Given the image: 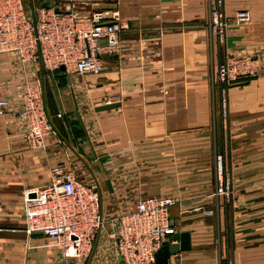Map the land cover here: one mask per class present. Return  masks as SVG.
Returning <instances> with one entry per match:
<instances>
[{
	"label": "crops",
	"instance_id": "crops-1",
	"mask_svg": "<svg viewBox=\"0 0 264 264\" xmlns=\"http://www.w3.org/2000/svg\"><path fill=\"white\" fill-rule=\"evenodd\" d=\"M23 1L32 18V7L116 11L124 27L96 74L0 51V100L8 101L0 106V264H118L104 228L88 258L25 232L23 198L49 182L58 162L98 188L107 219L146 194L175 198L171 222L189 232L190 247L170 254L171 264H264V0H224L227 16L246 10L249 19L230 23L222 40L208 28L210 0ZM242 54L258 55L261 70L228 87L223 115L216 68ZM28 82L39 83L52 126L36 148L16 116ZM108 102L117 105L95 109ZM216 153L229 199L210 195Z\"/></svg>",
	"mask_w": 264,
	"mask_h": 264
},
{
	"label": "built area",
	"instance_id": "built-area-1",
	"mask_svg": "<svg viewBox=\"0 0 264 264\" xmlns=\"http://www.w3.org/2000/svg\"><path fill=\"white\" fill-rule=\"evenodd\" d=\"M248 19L246 10H237L229 17L224 0H210L208 28L219 40L230 23ZM123 27L116 11L78 14L54 6L36 7L32 18L23 0H0V51L16 52L22 61L39 57L47 68L63 66L69 74L101 72L106 67L104 56L115 54L120 48L119 32ZM260 70L258 55H226L218 63L214 82L223 115L227 113L228 87L257 76ZM7 104L6 99L0 100V106ZM16 116L25 127L29 146H42L52 126L38 82L27 83ZM231 193L223 155L216 153L210 195L229 199ZM175 203L172 196L146 194L107 219L102 213L98 188L81 182L72 168L58 162L50 170L49 182L34 195L23 198L24 230L27 234L38 232L55 238L64 256L79 257L90 252L98 232L109 222V248L118 264H171L168 260L156 262L155 254L176 231L170 218V207ZM194 208L208 214L214 211V207L204 204Z\"/></svg>",
	"mask_w": 264,
	"mask_h": 264
},
{
	"label": "water",
	"instance_id": "water-1",
	"mask_svg": "<svg viewBox=\"0 0 264 264\" xmlns=\"http://www.w3.org/2000/svg\"><path fill=\"white\" fill-rule=\"evenodd\" d=\"M33 13V7H32ZM63 67V66H61ZM117 105V102H108L95 107V109H105ZM105 184L109 191H112V185L109 179L105 180ZM190 247V234L187 230H176L171 235L169 240H165L160 248L156 251V262H166L170 254L179 250H184Z\"/></svg>",
	"mask_w": 264,
	"mask_h": 264
},
{
	"label": "rangeland",
	"instance_id": "rangeland-1",
	"mask_svg": "<svg viewBox=\"0 0 264 264\" xmlns=\"http://www.w3.org/2000/svg\"><path fill=\"white\" fill-rule=\"evenodd\" d=\"M214 163V162H213ZM214 165V164H213ZM125 206H123L122 208H124ZM119 213V212H118ZM102 228H104V230L106 231V232H108L109 231V222H108V226H107V224L106 225H104ZM107 238H108V236H107ZM107 238H105L104 240H105V245L107 244L108 246H110V241L107 239ZM111 253H113L112 251H111ZM90 254V252L85 256L86 258H88V255Z\"/></svg>",
	"mask_w": 264,
	"mask_h": 264
}]
</instances>
